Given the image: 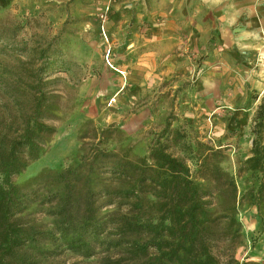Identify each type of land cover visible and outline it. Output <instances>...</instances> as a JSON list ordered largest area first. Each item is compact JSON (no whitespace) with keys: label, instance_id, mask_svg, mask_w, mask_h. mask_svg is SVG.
Listing matches in <instances>:
<instances>
[{"label":"rangeland","instance_id":"1","mask_svg":"<svg viewBox=\"0 0 264 264\" xmlns=\"http://www.w3.org/2000/svg\"><path fill=\"white\" fill-rule=\"evenodd\" d=\"M153 1L161 0H0L1 129L32 116L36 98L45 95L52 97L55 115L46 123L56 129L40 158L13 182L33 192L41 176L77 168L97 146L143 158L169 126L185 134L187 143L221 151L216 163L235 180L242 230L235 259L264 264V171L246 164L252 157L254 114L264 95V0L251 6L254 0H236L240 9L226 8L227 0H190L192 14L209 11L204 19L209 36L192 35V24H181L172 54L175 72L161 80L135 68L158 42L159 25L138 22L153 12ZM226 28H232L233 38L221 40ZM43 51L49 60L40 59ZM41 101L44 111L47 100ZM170 145L172 153L183 155ZM214 199L213 212L231 205L221 194ZM48 208L31 205L24 217L50 229L54 218ZM119 208H105L100 216ZM103 237L107 244L114 240ZM114 255L97 244L92 258L67 251L55 262L104 264Z\"/></svg>","mask_w":264,"mask_h":264},{"label":"trees","instance_id":"2","mask_svg":"<svg viewBox=\"0 0 264 264\" xmlns=\"http://www.w3.org/2000/svg\"><path fill=\"white\" fill-rule=\"evenodd\" d=\"M45 52L40 59L47 61ZM51 98H36L32 116L10 123L14 130L0 124V264H66L55 261L67 251L92 258L97 244L115 253L104 264H239L236 184L216 163L221 151L187 143L185 134L169 126L143 158L97 146L77 168L41 176L33 192L15 184L13 178L40 158L46 139L56 133L46 123L55 119ZM253 121L246 164L264 171V95ZM171 143L182 156L172 153ZM218 194L231 202L223 212L212 211ZM34 204L49 207L52 228L27 222L24 215ZM117 205L119 210L100 216ZM103 236L114 240L107 244Z\"/></svg>","mask_w":264,"mask_h":264},{"label":"crops","instance_id":"3","mask_svg":"<svg viewBox=\"0 0 264 264\" xmlns=\"http://www.w3.org/2000/svg\"><path fill=\"white\" fill-rule=\"evenodd\" d=\"M255 1L256 0H254V3H249L247 6L256 5ZM153 2V12L144 17L141 16L138 22L158 24L159 34L154 37L158 42L155 43L151 51L147 50L143 57H140L136 61L135 68L137 72L142 73V75H151L161 80L162 77H170L173 72H175L176 65L172 54L176 52L175 41L180 37V30H182L179 26L181 24H192V35L200 34L202 39L208 38L210 32L209 24L208 21H204V19L206 17L209 19V11L205 14L202 12L201 16L192 14L191 9L193 5L190 0H161L157 3L156 1ZM225 3H230L226 5V8L240 9V7H242V3L236 2V0H227ZM207 5H209V3H207ZM201 7H204V2H202ZM143 9L144 11L147 10L146 4ZM200 17L201 19H199ZM220 20L223 21V18L221 17ZM193 25L197 26L194 27ZM231 29L226 28V30L220 31V39L223 40L229 37L232 39L233 34ZM161 49H163V52L160 51ZM167 56L169 57L165 60ZM143 82V84H145L146 81ZM153 82H156V80L154 79Z\"/></svg>","mask_w":264,"mask_h":264},{"label":"built area","instance_id":"4","mask_svg":"<svg viewBox=\"0 0 264 264\" xmlns=\"http://www.w3.org/2000/svg\"><path fill=\"white\" fill-rule=\"evenodd\" d=\"M110 53V52H109Z\"/></svg>","mask_w":264,"mask_h":264}]
</instances>
